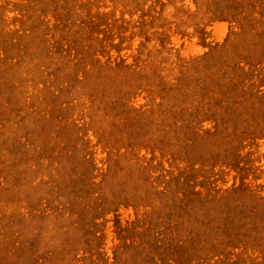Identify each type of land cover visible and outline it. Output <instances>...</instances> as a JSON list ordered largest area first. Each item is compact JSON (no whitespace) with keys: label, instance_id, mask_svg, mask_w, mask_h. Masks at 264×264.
<instances>
[{"label":"rangeland","instance_id":"rangeland-1","mask_svg":"<svg viewBox=\"0 0 264 264\" xmlns=\"http://www.w3.org/2000/svg\"><path fill=\"white\" fill-rule=\"evenodd\" d=\"M0 264H264V0H0Z\"/></svg>","mask_w":264,"mask_h":264}]
</instances>
